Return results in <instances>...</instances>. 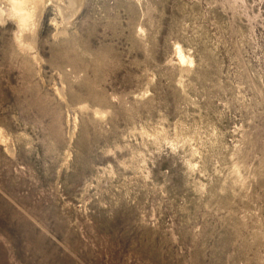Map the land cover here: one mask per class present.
Returning a JSON list of instances; mask_svg holds the SVG:
<instances>
[{
  "label": "rangeland",
  "instance_id": "374dc122",
  "mask_svg": "<svg viewBox=\"0 0 264 264\" xmlns=\"http://www.w3.org/2000/svg\"><path fill=\"white\" fill-rule=\"evenodd\" d=\"M62 24L0 19V264H264V0Z\"/></svg>",
  "mask_w": 264,
  "mask_h": 264
},
{
  "label": "bare ground",
  "instance_id": "6f19581e",
  "mask_svg": "<svg viewBox=\"0 0 264 264\" xmlns=\"http://www.w3.org/2000/svg\"><path fill=\"white\" fill-rule=\"evenodd\" d=\"M47 0H0V19L10 18L17 24V30L14 35L16 42L24 49H32L34 46V36L40 15L44 9ZM58 8V12L63 18V24H68L73 17L80 3V0H51ZM76 6V8H75ZM175 60L181 67L190 64V60L183 53L182 49L177 47L175 51ZM73 127L76 117L73 116ZM1 132V131H0ZM0 139L10 144L6 135L0 133Z\"/></svg>",
  "mask_w": 264,
  "mask_h": 264
}]
</instances>
